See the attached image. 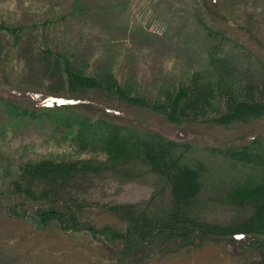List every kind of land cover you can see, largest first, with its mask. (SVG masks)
I'll return each mask as SVG.
<instances>
[{
    "label": "rangeland",
    "instance_id": "1",
    "mask_svg": "<svg viewBox=\"0 0 264 264\" xmlns=\"http://www.w3.org/2000/svg\"><path fill=\"white\" fill-rule=\"evenodd\" d=\"M80 1L74 7L73 0H0V25L27 26L18 35L19 43L0 31V264H259L261 255L251 236L221 241L198 236L186 246L180 239L157 238L122 261L120 246L92 231H63L56 222L41 226L33 215L37 204H21L10 194L18 168L27 162L97 163L106 156L98 147L80 149L74 134L55 126L52 119L10 118L2 101L40 111L81 108L89 116L190 146V158L207 168L199 217L209 223L245 218L249 207L239 211L233 202L250 198L247 188L264 177V114L247 121L224 119L232 111L224 106L227 96L216 85L220 100L211 96L207 113L189 121L191 125L170 124L163 112L150 111L140 101H162L179 89L190 92L199 83L205 86L206 81L194 75L205 67L211 38L198 18L213 30H227L223 39L229 40L223 43L233 75L240 85L252 82L264 101V0ZM47 51L52 59L58 55L68 60V67L85 79L113 74L117 84L108 90L82 84L79 92L67 93L64 75L50 78L43 70L41 58ZM253 142L263 164L245 166L220 155L219 150ZM144 170L128 165L120 171ZM118 173H100L74 192L88 205L83 218L96 229H123L105 207L144 203L163 184L147 172L131 178ZM160 199L167 202V190L155 198L157 203Z\"/></svg>",
    "mask_w": 264,
    "mask_h": 264
},
{
    "label": "trees",
    "instance_id": "2",
    "mask_svg": "<svg viewBox=\"0 0 264 264\" xmlns=\"http://www.w3.org/2000/svg\"><path fill=\"white\" fill-rule=\"evenodd\" d=\"M73 4L76 7L81 4V1L73 0ZM2 24L0 31H6L14 43H19L18 35L20 38V34L27 26ZM198 24L211 38V45L207 48L205 67L194 75L199 78L198 81L205 80V86L199 83L190 92L179 89L173 98L168 96L162 101L141 99L140 101L144 102L142 106L150 111L163 112L162 116L165 115L170 124L191 125L189 121L195 122L196 117L207 113V101L211 96L213 99L220 100L214 93L213 86L216 85L221 93L227 96L224 106L232 111L225 115L224 119L233 121L238 118L247 121L263 115L264 101L257 96L256 86L252 82L240 85L229 67L223 43L229 40L223 39L228 36L227 30H213L199 18ZM2 41L3 39L0 38V50ZM52 54L51 51H47L46 57L41 58L46 67V70L45 68L43 70L50 78H59L64 75L68 86L67 93L79 92L77 88H80L82 84L105 86V90L112 89L117 84L113 74L109 76L102 74L97 79L86 77V80L84 76H80L68 67V60L62 61L58 55L52 59ZM209 86L211 89H208ZM2 104L10 118L52 119L55 126L64 127L65 132L70 131L74 134L73 139L80 149L98 147L106 156L104 162L97 163L90 160L66 162L41 160L35 163L27 162L18 168V175L11 184L10 194H14L21 204H37L33 215L39 220L41 226L56 222L63 231H92L102 236L104 240L120 246L119 256L122 261L137 255L157 238L163 241L169 238L180 239L186 246L198 236L220 241L251 236L254 239L252 242L256 243L257 252L261 255L259 264H264V177L247 188L249 195H252L250 198L240 199V201L236 198L233 202V207L239 211L249 207V214L245 218L237 216L228 224L209 223L199 217L202 208L201 180L207 173V168L202 161L190 158L192 149L190 146L168 139L157 132L117 125L99 116H89L81 108L75 110L62 107L40 111L21 108L9 101H2ZM250 145L219 150L220 155L245 166L253 162L263 164L258 144L253 142ZM213 151L216 153V150ZM128 165L145 167L142 173L147 172L157 177L162 181V187L144 203L105 207L122 222L123 229L107 226L96 229L83 218L84 209L88 205L75 197L74 192L90 178L97 177L106 171L120 172L118 174L127 178L142 175V173L120 171ZM165 190L168 192L167 202L160 199L157 203L155 198L161 196Z\"/></svg>",
    "mask_w": 264,
    "mask_h": 264
}]
</instances>
